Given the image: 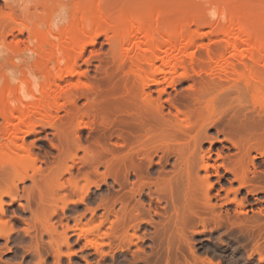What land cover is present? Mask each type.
<instances>
[{
  "label": "rangeland",
  "instance_id": "obj_1",
  "mask_svg": "<svg viewBox=\"0 0 264 264\" xmlns=\"http://www.w3.org/2000/svg\"><path fill=\"white\" fill-rule=\"evenodd\" d=\"M78 1L82 4L81 9L88 10L93 18H98L99 13H105L104 15L112 17L115 15L119 23L125 26L124 33L116 35L109 32L108 36H100L94 46L86 49L83 60L78 63L80 70L87 72L88 77L83 79L85 83L95 84L111 74L115 84L122 86L123 83H120L123 79L128 81H125L124 86L127 88V84H129L130 87L127 89L131 92L130 90L137 89L134 86L139 81L136 72L147 70L150 73L151 70L154 72L157 67L161 68L160 70L164 68L161 67L163 65H160L159 61V64L156 63V66L150 67V70L148 64L144 63L145 61L142 62L135 58L137 52L134 50L133 44L121 48L122 36L126 37L130 34L137 26L136 21H139L137 18L134 20L137 15L135 5L139 0H122V3L119 1L117 3V0ZM69 2L71 4V0ZM129 4L134 5L133 7L128 6L133 8H128L132 13H128L129 10L120 9L122 5L124 8ZM147 5L142 10H138L141 11L139 17L142 18L140 21L143 24L149 27L152 25L151 28H153L155 25L152 19L155 20L158 14L164 19L163 26L161 25L162 28H160L162 32L156 33L155 39L165 40L169 38L166 32L176 29H179L180 33L176 36L170 35V37L174 36L172 39L177 44L193 31L201 34L195 32L201 38L196 39L197 41L191 49V52L193 51L192 58L189 57L190 55L185 56L187 68L193 70L194 73L198 71V73L194 74L188 69L191 73L188 80L184 79L186 72L183 74L181 68L174 74L157 75L156 82H152L148 88H145V95L140 92L141 96L144 95L143 98L141 97L142 100L138 89L133 92H138L139 95L135 96L140 98V100L138 98L139 101L146 98L142 103L148 99L154 106L161 104L160 106L164 107V115L171 121L175 119V114L176 116L180 114L177 115L172 104L176 108L182 107L181 104L185 101L186 110L185 108L182 110L181 107L180 110L185 111L186 114V111L190 110L188 115L194 119L193 123L192 120H189L193 124V129L191 128L189 133H183L176 131L175 126L172 127L174 124L170 125L169 133H176L175 137L173 135L174 139L168 138L173 140L168 142V146L171 144L170 150L167 149L168 146L162 144L164 149L151 154L146 151L150 150V145H145L147 149L144 146L141 153L147 154V156L150 153L148 157L153 160L151 165L146 162L148 160L144 162L140 157L143 161L141 162L139 156L134 155L136 156L134 157L135 163L146 169L141 175L143 177L139 179V175L130 170L127 175L119 173L120 177L118 178L119 175L115 177L119 179L118 181L111 172L108 173L109 170L107 172L104 163L107 164L106 161L109 162L112 159L108 150L113 148V143H121V141H118L114 136L115 132H110L112 128H108L110 127L109 123L104 117H98V120L99 118L105 119L106 125L102 119L98 121L95 118L94 122L89 120L91 118H84V128L80 130L77 129L75 122V129L72 128V137L77 141V144L72 146L70 151L66 150L65 154L64 150L61 151V148L58 147L60 134L56 131L59 132L62 129V127L60 128L62 124H64L63 127H66L69 115L74 110L82 111V114L86 113L89 110V104H91L90 97L95 96L93 99L91 98L92 101L95 98L99 100L97 94L87 96V94L76 90L78 78H67L62 86L70 89L67 101L76 102V106L72 107L66 101L67 107H62L59 111H52L50 122L44 123L47 127L44 128V131L38 129V134H32L25 140L27 145L34 146L31 148L33 154L38 155L43 159V162L45 161L38 163V166L43 169H47V162L49 165L52 163L53 166V162L55 164V160H61V158L66 161L69 167L73 165V161L76 162L71 172L63 175L61 181L65 186L64 190L57 191L59 193L56 194L52 203L53 208L57 209V213L51 218L52 232L43 233L41 229L37 230L38 232L31 229L29 234H26L25 230L28 229V225L23 223V219L30 222L32 220L31 213L24 210L18 202L7 206V217L2 219H11V223L16 230H19V233L12 234L8 240L0 239V253L4 252L1 254L2 264H6L3 262H7V264L38 263L36 250L32 248L37 239L41 243H39L40 251L45 259L43 264H264V190H262L264 187V56L259 54L262 49H258L259 52L256 51L257 47L254 51L256 55L259 54L258 59L254 60L249 56L242 60H239L238 57L235 58L231 46L227 45V34L225 35L222 30L223 26H228L229 22L234 21V17L236 19V12L243 11V19L240 21L242 30L246 33L252 32V37L259 39V46L263 48L264 0H151ZM98 6L103 7L104 12H99ZM71 11L73 12V9ZM71 11L67 13L69 27L75 23L73 21L75 13ZM85 13L87 14V11ZM127 17H132V24L131 22L129 24ZM238 30L235 28L232 33L235 36L239 35ZM239 31L241 32V30ZM230 36L232 40H235L236 37ZM86 37L87 35L82 33L74 34L69 45L80 44L85 41ZM123 48L124 50H122ZM211 50H214V53ZM210 52L211 54H209ZM133 55L134 57H132ZM38 60L30 61L32 63L28 64V69L24 68L25 72L28 70L26 81H21V76L25 77V74H21L17 81L22 88L26 85L24 82L30 81V84L27 83V87L29 89L31 87L32 91H26V87H24V92L27 94L37 93L38 86L42 88L48 80L53 82L56 72L54 64L48 63L49 66L46 64L43 70L42 68L47 62H42L41 67L37 64ZM226 62L235 63L236 67L232 63L226 66ZM194 63H197L198 66L192 67L195 65ZM203 66L207 67L203 69ZM46 67H49V71ZM40 68L43 71H40ZM141 72L139 76L145 77L147 72ZM131 85L134 89L131 88ZM208 88L211 91H208ZM199 89L201 92L203 91L204 96L201 95ZM125 91L127 90L122 92ZM39 93H37L38 96ZM121 96H119V100L113 98L114 105L117 101V104L121 103L122 108H128L120 109L121 106L116 104L112 105V110L113 108L116 110L115 107H118V110H123L121 117L117 115L118 118H126L128 110H131L129 103H127L128 105L124 103L128 102L127 96H124L125 101ZM16 98L18 101L19 96L17 95ZM138 100L136 98V101ZM118 110L116 113L120 115ZM125 110L127 114H125ZM181 114L178 116L179 118H182ZM240 119L245 124L243 122L238 124ZM52 125L58 126L59 128L56 129L59 130H56ZM237 125H241L246 132L242 133L244 132L241 131L242 127L239 126L241 127L239 128ZM242 135H247L245 141H254L251 148H246L249 149V152L245 147L242 148L239 145L240 142L243 144ZM97 141L101 142L100 146L102 147L99 148L102 149L105 156L101 154V157L103 156L105 159L102 157L104 160L99 159L100 161L98 160L96 164L94 159L96 160L101 152L99 149H95L99 146ZM141 142L138 143L139 146L146 144L144 141ZM138 144H134L135 148L131 147L132 149H129V146L128 149L124 148L122 153L125 154L130 150L134 153L139 152L143 148L142 145L138 147ZM94 145L96 146L93 148ZM162 145L157 144V148ZM79 146L92 148L91 150L99 154L90 153L91 156H87L83 150H78ZM243 149L247 152L246 157L253 159L254 162L249 174L251 186L241 188L239 192L235 193L239 184L235 181L234 175L226 169L236 160L245 157L243 155L246 152ZM93 155L96 158H91ZM101 157L98 156V158ZM101 161L102 163L98 164ZM143 163L146 164L143 165ZM203 166L207 167V171L203 169ZM189 170L192 175L188 174ZM121 172L123 173L122 170ZM29 173L31 174V172ZM206 177L209 178L210 184L213 186L211 202L208 205L205 201L207 186L196 185V179ZM74 183L78 184L77 189L73 187ZM154 184H158V187ZM31 186V180H26L19 184V190L22 192L24 188ZM160 187L168 189H164V193L161 191L158 193L157 189ZM140 191H142L141 195ZM249 191H253V193L250 194ZM21 192L17 199L21 200L22 204H26L21 197L23 195ZM10 200V198L5 199L8 204ZM35 206L34 204L33 208Z\"/></svg>",
  "mask_w": 264,
  "mask_h": 264
},
{
  "label": "bare ground",
  "instance_id": "obj_2",
  "mask_svg": "<svg viewBox=\"0 0 264 264\" xmlns=\"http://www.w3.org/2000/svg\"><path fill=\"white\" fill-rule=\"evenodd\" d=\"M72 1L74 0H71V4H70L69 0H0V119H1V123H0V239L8 240L10 239L12 234L19 233L18 232L19 230H16L14 225L11 223L10 221L11 219L10 220L2 219V218L7 217L6 207L13 204L14 202H18L19 205L24 210H28L32 215L31 216L32 220H30V222L23 219V223L28 225V229L25 230L26 234H29V231L31 229L32 230L35 229L36 231L37 230L39 231L41 229V231L43 230V233L44 232L50 233V231L52 232L51 218L57 213V209L53 208L52 203L55 197L57 196L56 194L59 193V192L57 193V191H60L62 189L64 190L65 186L61 181L63 175L65 173H70L76 162L73 161V165L69 167L66 161L62 160L61 158L62 161L60 159L55 160V164L53 162V166H52V163H50L51 165L50 166L49 162H47L49 166L46 165L47 169L45 168L43 169L41 166H38V163H42L43 159L39 158L38 155L33 154V151L31 148H33L34 146H31V144L30 146L27 145L25 140H26V137L32 134H38L39 133L38 129H40V131L41 130L44 131V128H47L46 124L44 123L50 122L51 117H52V111L54 110L59 111L60 109H62V107H67V102H69L67 101L68 93L70 89L68 90L67 88H63L62 86V84L67 80V78H71V79L78 78L77 85L75 86L76 90L81 91V93L83 94L84 93L87 94V96H92V95L97 94V98L99 100H96L95 98V100L92 101V99L95 96L93 98L90 97L89 101L91 102V104H89L90 107L88 106L89 110H87L88 108L86 109L87 111L84 110L86 111V113L83 112L82 114L81 113L82 111L74 110L69 115L67 119L68 123L66 122L67 125L65 124L66 127L64 126L65 128L63 127L64 124H62L61 126L59 125L60 128L62 127V129L60 130L56 129V128H59L58 126L52 125V127L54 126L56 130H59V132L56 131L57 133L60 134V135L58 134L59 135L58 139L60 140L59 141L60 145H58V147L61 148V151L64 150L63 151L64 153L66 150L70 151L72 146L77 144V141L74 139V137H72V131L73 129H75L74 128L75 122L77 124V129L80 130L84 128L83 127L84 118L85 119L91 118L89 120H93V119L95 120V118H97L98 120V117H102V118L104 117L109 123L108 126L110 127L108 128H112V131L110 132L111 133L115 132L114 136H116L118 141H121V143L120 142L113 143L114 144L113 148L112 149L110 148V150H108V153L112 156V159L109 162L105 160L107 164L104 163V166L107 167L106 168L107 172L109 170L108 173L111 172L114 178L117 177L118 175H119L118 176L119 178L120 174L125 175L124 173H126L127 175L128 171L130 170L133 171L136 175H139L138 176L139 179L142 178L143 176L141 175L144 174L143 171L146 169H144L145 167L142 168V165L135 163L136 159L134 160V157L136 156L134 155L136 154L137 156H139V158L142 157L143 159L140 158V160L137 157L138 160L141 162H143L142 160H144V162L148 160L146 162H149V165H151L153 163V160L148 157L149 154L150 153L152 154L153 152L156 153L158 150L164 149V146H168V142L173 141L171 139L169 140L168 138L174 139L176 135L175 132H173V134L171 132H170L171 134L169 133V131L171 130L169 129L168 131V128H171L170 125L174 124L172 127L175 126L176 131H180L183 133H187V132L189 133L191 128L193 127V124H191L190 121L192 120V123H193L194 119L191 117V115H188L189 114L188 111L190 110L186 111L187 114L185 113V111L182 112L180 110L181 106L179 104L177 105L180 107L176 108L174 107L173 104H172V107L175 108L177 115L179 113L180 114L185 113L186 115L181 114L182 118H179L178 116H180V114L178 116H176L175 114L176 120L173 119L171 121L170 118L164 115L165 114L164 107L160 106L161 104L159 106H154L151 103V101L148 99L145 101V103H142L146 99L145 97L143 101H139V100L141 97L143 98V96L145 95L144 94L145 88L146 87L148 88V86L151 85L152 82L154 83L156 82L157 75L164 76L165 75L164 73L174 74L175 72L178 71V69L181 68L183 69V74L186 72L184 74L185 75L184 79L187 78L186 80H188L189 76L191 75L190 72L194 73V71L187 68L188 66L186 65L188 64H185L187 63L186 57L187 55H190L189 57L193 55L192 53L193 51L191 52V49L194 47V43L195 41H197L196 39L198 38L199 40V38H201V36L199 37L197 36L200 33L197 31H193L194 33L191 32L179 44L175 43V41H173L172 39L174 36L180 33L179 29L167 31V32L164 30L167 33L169 38L165 40L155 39L154 35L158 33L159 31L162 32V29L160 30V28H162L163 26V22H164L163 16H159L158 14V16L155 17V20L152 19L153 24L155 25L153 28H151L152 25H150V27L146 26L140 21L142 18L139 17V12L141 11H138V10H142L144 7L148 6L149 4L147 5V3H149L151 0H139L138 1V3L135 5V8H136L135 11H137L136 13L137 15L135 16V19L134 18L133 19L136 20L137 18L139 21H136L137 26H135V29L130 34L126 35V37L122 36L121 48L128 46V45L130 46V44L132 46L133 44L135 47L134 50H136L137 52L135 54V58H137L138 60H142V62L145 61L144 63H147L149 68L152 66L154 68V66H156V63H158L159 61H160V65L161 64L163 65L161 67H164L162 70H160L161 68L157 67L155 71L153 70L154 72H151L152 70L150 68L151 71L150 70L149 71L151 74L148 73L147 70H143L142 72L144 71L147 72V73L144 72L145 77L144 76L140 77L139 75L141 71H138L137 69L138 72L136 73L137 74L139 73V74L138 75L136 73L135 74L139 81L137 82L138 84L134 86H136L137 89L139 90L138 91L135 88L136 91H138L139 93L143 92L144 94L143 96H141L142 93H140V98H139L138 96L137 97L135 96L136 94L137 95L139 94L138 92L136 93V91L133 92L135 89L134 87L132 88V85H131V88L134 90L133 91L130 90L131 92H129V90L127 89L128 87H130L129 84L126 83L128 85L127 88H125L124 86L126 80L124 81L123 79L121 83L117 82L120 84L123 83L122 86H120L118 84H115L114 77L111 74L103 81H98L95 84L89 83V82L85 83V81H83V79L85 80L87 76V72L81 71L78 63L79 61L83 60L86 49L88 47L94 46L100 36L102 35L108 36L107 34L109 32L115 33L116 35L120 33H124L123 29L125 28V26L119 23V20L117 19V17L115 18V15L114 17H112V16L104 15L105 13H99L98 18H93V16L91 15V13L88 12V10H86L87 11V14H86L85 13L86 11L84 9H81L82 8L81 2H79L78 0H75L72 3ZM118 1L122 3L123 1H126V0H123V1L117 0V3ZM229 3L231 4L232 2H229ZM131 5L130 4L126 5V7L124 8L122 7L123 5L119 7L121 10L125 9L127 11L129 9H133L130 7H133L134 5L132 6ZM72 9H73V12L71 11ZM103 9H104L103 7L98 6L97 10L99 12H104ZM68 11L75 13L74 14L75 16L73 15L74 17L73 21L75 23L71 25L70 27L67 24ZM129 11L130 12L128 13H132L131 10ZM236 13H237L236 19L234 17V21L229 22L228 26L226 25L227 24L226 21H225L226 22L225 27L220 23L221 26H223L224 28L222 30L225 32V35L227 34L226 42H227V45L231 46V50L233 51L232 52L233 56L235 58L238 57L239 60L240 59L242 60V58L246 56H249L250 58L256 60L258 59L257 57H259V54H261V56L263 57L264 47L262 48L261 46H259L260 40L257 38H253L252 37L253 34L251 35L252 32L246 33L244 32V30H242L243 27L240 21L241 19H243V14H242L243 11H239ZM221 15L223 16V13ZM131 18L130 17L126 18L128 19L129 24L130 22L132 24ZM229 20H233V19H229ZM235 28H238L239 30H241V32L239 30L237 32L239 33V35L237 34L238 36L237 35L235 36L233 34ZM195 32L199 34H196ZM78 33L87 35L85 41H83L80 44L73 45V46L69 45L71 44L72 35L78 34ZM170 35L171 36L174 35V36L171 38ZM230 35H233L234 37H236L234 38L235 40H232ZM255 49L258 52L260 49L262 50H260L259 54L256 55V52L254 51ZM122 50H124V48ZM211 51L214 53V50H211ZM209 54H211V52ZM132 57H134V55ZM35 59L36 60L39 59L37 62L39 66L42 65V62L43 63L45 61L47 62L43 66L44 67L42 68L43 70L45 69L46 64L48 65V63L52 65L54 64V66L56 67L55 68L56 72L55 74L53 73L54 74L53 82H51V80H48L46 84L44 85L41 84L43 85L42 88L38 86L40 93L39 91L37 93H39V96L35 92H30L28 94L24 92L25 90L24 87H26V91L31 89V87L30 89L27 87V83L30 84L29 83L30 81L24 82L26 84V85L24 84L25 85L23 87L24 89L20 87V85L17 83L18 78L21 74H25V77L24 75L21 76L22 78L21 81L27 78L26 74L28 73V70L27 72H25L24 68L27 67L26 69H28L29 67L28 64L30 63V61L33 62V60ZM184 60H186V62H184ZM227 62H226V66L227 65L229 66L230 62L229 63ZM196 64L192 65V67L198 66ZM233 65L235 66V63ZM204 66H203V69L207 67L206 66L204 68ZM120 67L118 68L121 69L122 67L121 68ZM146 67L145 69H147ZM199 67H201V64H199ZM48 68L46 67V69ZM139 68H142V67H139ZM188 69L190 72L188 71ZM43 70H41L40 68V71H43ZM226 72H229V71L226 70ZM195 73L197 74L198 71ZM125 89L127 91L122 92ZM207 90L211 91L209 88ZM199 92H201V90ZM117 94L119 96L121 95L123 96V101L127 99L128 102H124V103L126 104L129 103V107L131 111L129 110L128 112L126 110L124 111L125 114L128 113V116L126 115L128 118L127 117L120 118L123 114L122 113L123 110L122 111L118 110L119 109L118 107H115V109L121 113L120 115L116 113L117 111L114 110V108L112 110V107L117 104V101H116V104L114 105V102H115L114 100L120 99ZM126 94L132 95V96L129 97ZM202 94H203V91L201 92V95ZM17 95L19 96L18 101H17L18 98H16ZM116 95L118 97L117 99L115 98ZM124 96H127L128 98L126 97V99L124 100L125 98ZM135 97L137 98V100L139 98L138 101L141 102L145 107L142 104H140L138 101H136ZM184 103L185 101L182 104L180 103L182 105L181 109L185 108L186 110L187 104L185 103L186 104L185 105ZM69 104L70 106L75 107L77 103L71 101L69 102ZM120 104H117V106H121ZM127 108L128 107L122 108L121 106L120 109H127ZM117 115L120 117L118 118ZM102 118H99L98 121H100ZM104 120L102 119L103 123H105L106 125V121L104 122ZM241 122H243V120L241 121L240 119L238 124H240ZM241 125H237V126L239 127ZM241 131H244L242 133L246 132V130H243V127ZM76 135H77V131H76ZM243 136L244 135L241 136L243 138V142H242L243 144H241L240 141H242V138H240L241 140L239 141L240 142L239 145H241L242 148L245 147V149L249 147L251 148L253 145L252 143L254 141L253 142H251L250 140L245 141L246 140L245 137L247 135L244 137ZM142 140L146 142V144H143V145L141 144L142 146L140 145L143 149H141L139 152L137 151L136 153H134L130 150L125 154L122 153L124 148L126 149L128 146L130 147L129 149H132L131 147L135 148L134 144L135 145H137L138 143L140 144ZM97 142L99 145V146L97 145L98 148L95 147L96 145H94L93 148L95 147V149H99L102 152V153L100 152V155H98L99 157H101V154H103L102 149L99 148V147H102L100 146L101 142L99 141ZM139 144H138V147H140ZM147 144L150 145L149 146L150 150H146L147 147L145 145ZM157 144L159 145L163 144L164 146L162 145V147L157 148ZM170 145L167 148L168 150H170ZM144 146L146 147L145 150L150 152L148 153V156L147 154L141 153L145 148ZM138 147L136 148L138 149ZM80 149L81 151L83 150V153L87 156L88 155L91 156V154H95V155L99 154L98 152L91 150L92 148L90 149V148H84V147L79 146L78 150ZM246 150L247 152H249V149H246ZM247 152L243 156L246 157ZM95 155H93L91 158L93 157L96 158ZM98 156L96 158L97 161L94 159L95 163L98 162L99 159L102 161L105 159L104 154H103L104 157L102 156L104 159L102 157H101L102 159L98 158ZM245 157L239 160H236L234 163L231 164L229 168L226 169L229 173L234 175L235 181H237L239 184V188L235 191V193L239 192L241 188H248L249 185L251 186L249 174L251 173V166H254V162H253V159L251 160V159H248L247 157L246 159ZM102 161L99 162L98 164L102 163ZM144 164L146 163H143V165ZM203 169L207 171L206 166H203ZM121 170L123 171V173L121 172ZM124 171H127V172H124ZM29 172H31V174ZM188 174L192 175L190 170L188 171ZM26 180H31L32 186L29 188H24L23 191L21 192V190H19V184L24 183ZM117 180L119 181V179ZM196 180H197L196 181L197 186H204V185L207 186V190L205 192V201L207 202V205H208L211 202V191L213 189V186L210 184L208 177L204 179H196ZM154 185H157L158 187V184H154ZM77 186H78L77 183L73 184V187L76 189L78 188ZM161 187L160 189L159 188L157 189L158 193H160V191L164 193L165 191L164 189H168L165 187H163L162 189ZM262 190H264V187L262 188ZM142 191H140L139 193L140 195L142 194ZM20 192L23 193L21 197L26 202V204H22L21 200L17 199L19 197ZM249 192L250 194L253 193V191H249ZM6 198L11 199L9 204L6 203L5 201ZM34 204L36 205L35 208H33ZM41 235L43 234L41 233ZM37 240L34 241L35 244L33 243L32 248L36 250V253L38 256V263L36 264H43L45 259H43V256L40 251L41 243L38 242L39 240L38 241ZM1 252L2 253H0V264H2L1 254L4 253L3 251ZM57 258L59 259V256ZM3 263L7 264V262H3Z\"/></svg>",
  "mask_w": 264,
  "mask_h": 264
},
{
  "label": "flooded vegetation",
  "instance_id": "obj_3",
  "mask_svg": "<svg viewBox=\"0 0 264 264\" xmlns=\"http://www.w3.org/2000/svg\"><path fill=\"white\" fill-rule=\"evenodd\" d=\"M9 263V262H8Z\"/></svg>",
  "mask_w": 264,
  "mask_h": 264
}]
</instances>
